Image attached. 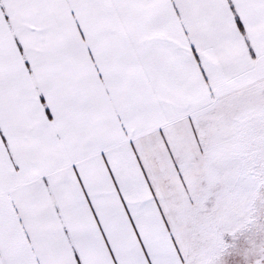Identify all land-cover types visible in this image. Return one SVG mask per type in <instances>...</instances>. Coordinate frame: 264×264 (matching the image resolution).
Instances as JSON below:
<instances>
[{"label":"snow or ice","instance_id":"1","mask_svg":"<svg viewBox=\"0 0 264 264\" xmlns=\"http://www.w3.org/2000/svg\"><path fill=\"white\" fill-rule=\"evenodd\" d=\"M0 264H264V0H0Z\"/></svg>","mask_w":264,"mask_h":264}]
</instances>
